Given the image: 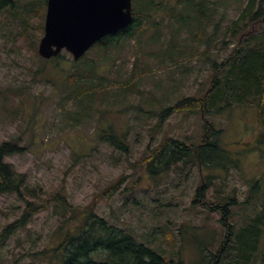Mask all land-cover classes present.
I'll list each match as a JSON object with an SVG mask.
<instances>
[{"label":"rangeland","instance_id":"obj_1","mask_svg":"<svg viewBox=\"0 0 264 264\" xmlns=\"http://www.w3.org/2000/svg\"><path fill=\"white\" fill-rule=\"evenodd\" d=\"M16 1L20 7L14 16L0 14V144L13 140L22 147L26 145V150L7 157L5 162L25 175L31 192L20 199L16 195L0 196V264H45L38 253L54 247L59 239L60 222L52 208L47 206L35 213L23 228L14 225L26 200L45 203L49 193L62 186L72 205L93 206L95 213L130 231L139 242L166 254L179 251L186 264H197L199 246L210 239L208 227H216V216H207L201 206H191L200 182L199 172L177 165L165 176L152 178L144 166L151 150L166 138L187 144L199 141L203 132L199 116L174 113L157 126V115L183 97L202 96L210 77L207 63L192 60L181 64L185 68L157 69L162 65L146 55L153 45L150 27L139 40L125 42L121 64L111 67L108 76L115 84L120 79L123 82L134 67L133 77L127 79L131 87L117 98L113 95L119 90L114 87L105 99L98 95L101 103H95L107 113L102 118L105 127L110 126L116 137L125 139L128 152L122 154L96 139L98 115L93 123L89 122V129L66 125L60 114L57 84L52 82L49 70L34 73L48 66L37 54L46 0ZM235 1L238 4L239 0H220L212 19L217 22L234 18ZM135 45L142 50L137 61L133 59ZM61 54L74 61L69 53ZM96 55L97 51L91 56L98 62ZM224 55L223 51L217 52L218 59ZM7 88L19 94H10ZM21 94L24 103L20 108ZM206 119L223 130L226 144L252 141L255 136V106L225 110L220 116ZM240 172L231 176V183L244 190L243 179L255 180L264 174L263 153L243 156ZM203 225L206 228L201 230ZM6 229L10 231L7 235ZM261 247L264 249V237Z\"/></svg>","mask_w":264,"mask_h":264},{"label":"trees","instance_id":"obj_2","mask_svg":"<svg viewBox=\"0 0 264 264\" xmlns=\"http://www.w3.org/2000/svg\"><path fill=\"white\" fill-rule=\"evenodd\" d=\"M132 1L133 23L128 28L104 37L78 61L68 60L62 54L40 60L48 66L34 73L44 74L49 70L52 82L57 84L60 114L66 125L89 129V122L93 123L98 115L96 139L112 150L126 154L125 139L116 137L110 126L105 127L102 118L107 113L95 106L98 95L105 99L116 87L119 92L113 97L117 98L131 87L127 79L133 77L134 67L123 82L120 79L115 84L108 76L111 67L121 64L120 54L125 42L139 40L150 27L153 28L149 35L153 45L146 55L162 65L157 69L185 68L181 64L192 63V60L207 63L210 77L202 96L183 97L162 108L157 115V126L174 113L188 112L199 116L203 121L199 141L187 144L170 137L164 139L146 158L145 171L152 178L165 176L177 165L199 172L200 182L191 206H201L207 216H216V227L212 230L208 227L206 234L210 239L199 246L197 264H264L261 247L264 174L255 180L243 179L244 190L231 183V176L241 173L243 156L264 155V0H239L238 4L235 1L236 15L229 20L221 18L225 22L223 26L220 20L212 19L220 0ZM19 7L16 0H0V14L14 16ZM230 45L233 46L231 49ZM213 50L225 52L224 57L218 59ZM96 51L98 62L91 56ZM133 54L137 61L142 55L140 45H135ZM5 90L19 94L15 89ZM18 103L21 108L22 94ZM242 106L256 107L255 136L252 141L226 144L223 130L207 122L206 117L220 116L225 110ZM91 132L93 134V126ZM23 150L26 145L22 147L13 140L0 144V196L16 195L20 199L31 192L25 175L5 162L7 157ZM44 200L45 203L35 204L26 200V207L14 226L23 228L35 213L47 206L52 208L60 222L59 239L54 247L38 253L45 264H186L179 251L166 254L160 248L139 242L130 231L95 213L93 206L72 205L67 200L64 186L50 192ZM9 232L5 230L6 235ZM2 239L4 241L5 237Z\"/></svg>","mask_w":264,"mask_h":264},{"label":"water","instance_id":"obj_3","mask_svg":"<svg viewBox=\"0 0 264 264\" xmlns=\"http://www.w3.org/2000/svg\"><path fill=\"white\" fill-rule=\"evenodd\" d=\"M131 21V0H47L37 54L51 59L64 50L77 61L101 38Z\"/></svg>","mask_w":264,"mask_h":264}]
</instances>
